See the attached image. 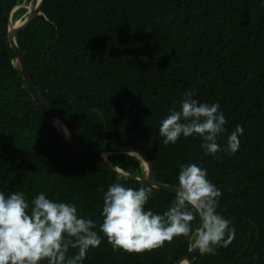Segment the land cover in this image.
I'll return each mask as SVG.
<instances>
[{
	"label": "trees",
	"instance_id": "obj_1",
	"mask_svg": "<svg viewBox=\"0 0 264 264\" xmlns=\"http://www.w3.org/2000/svg\"><path fill=\"white\" fill-rule=\"evenodd\" d=\"M24 2L0 0V190L29 202L44 192L99 224L108 185L118 177L128 187L147 185L115 168L142 176L141 163L127 154L107 163L75 149L35 101L8 37ZM26 14L20 8L13 19ZM16 39L35 84L81 144L136 148L168 185L181 164L207 169L236 235L194 264H264V0H45ZM189 89L220 105L227 133L243 126L235 154L205 156L198 138L163 144L160 121ZM173 199L153 187L146 208L163 213ZM191 247L179 236L130 254L104 239L83 264H177Z\"/></svg>",
	"mask_w": 264,
	"mask_h": 264
},
{
	"label": "clouds",
	"instance_id": "obj_2",
	"mask_svg": "<svg viewBox=\"0 0 264 264\" xmlns=\"http://www.w3.org/2000/svg\"><path fill=\"white\" fill-rule=\"evenodd\" d=\"M194 95L187 90L179 106L170 108L160 121L163 144L198 138L205 156L235 154L243 126L227 133L220 105L200 102ZM225 136L222 146L219 140ZM152 194V186L128 187L118 177L103 191L98 224L82 216L75 203L50 199L44 192L29 202L22 192L0 190V264H83L87 253L104 239L114 252L130 254L162 248L179 236L202 255H215L233 242L236 229L218 211L222 192L202 166L179 165L174 199L163 213L146 208Z\"/></svg>",
	"mask_w": 264,
	"mask_h": 264
},
{
	"label": "water",
	"instance_id": "obj_3",
	"mask_svg": "<svg viewBox=\"0 0 264 264\" xmlns=\"http://www.w3.org/2000/svg\"><path fill=\"white\" fill-rule=\"evenodd\" d=\"M26 1L27 0H25V2L22 5L18 6L13 11L12 17H13V14L17 10H19L20 8H26L27 9V5H26L27 2ZM32 1L35 4L33 10L25 15V19L20 24L12 25L13 18L12 17L10 18L9 36L8 37H9L11 47L17 53L18 65L21 68L24 80L27 83V86H28L30 92L32 93L35 101L39 104V106L44 111V113L51 119V121L54 123V125L59 129L60 132L63 133V135L65 136L67 141L75 149L80 150V151H84V152L89 153L93 156L99 157V158L103 159L104 161H106L107 163H110L108 160L109 156L117 155V154L130 155L141 163L142 170H143L142 176L124 173L119 168H115V170H117L119 173H122L123 175H125L128 178L136 179V180H138L144 184H147L149 186H152L156 189H160V190H163L169 194L175 195L176 185H168V184H164V183L159 182L155 177V173L153 170V165H152L151 160L143 152H141L140 150H138L136 148L129 147V146L94 148V147H89V146L81 144L77 139V136H76V133H75L73 126L68 122V120L66 118H64L62 115H60L58 112H56L51 107V105L47 102V100L45 99V97L43 96V94L41 93V91L39 90V88L37 87V85L34 82V79L31 75V72L29 70V67H28V64L26 61L25 53L22 52L20 46L17 43V39H16V36L19 32H21L22 30L29 27L33 23V21L38 16H40L42 14V7H43L45 0H40V1L32 0ZM57 124L63 125L66 128L67 132L64 133L57 126ZM198 255H199L198 250L191 247L188 254L185 255L182 259H180L177 264H183V263L194 264Z\"/></svg>",
	"mask_w": 264,
	"mask_h": 264
},
{
	"label": "bare ground",
	"instance_id": "obj_4",
	"mask_svg": "<svg viewBox=\"0 0 264 264\" xmlns=\"http://www.w3.org/2000/svg\"><path fill=\"white\" fill-rule=\"evenodd\" d=\"M38 1H40V0H38ZM26 5H27V14H28L29 12H31V11L33 10L35 4H34L33 1H30L29 3H26ZM22 10H23V9H22ZM22 10H21V11H22ZM22 21H23V20H22ZM22 21H21V20H16L15 22L13 21L12 25H18V24H20ZM57 126H58V127L64 132V133L67 132V131H66V128H65L63 125H59V124H57ZM183 264H187V263H183Z\"/></svg>",
	"mask_w": 264,
	"mask_h": 264
},
{
	"label": "rangeland",
	"instance_id": "obj_5",
	"mask_svg": "<svg viewBox=\"0 0 264 264\" xmlns=\"http://www.w3.org/2000/svg\"><path fill=\"white\" fill-rule=\"evenodd\" d=\"M13 16H14V14H13ZM23 19H25V16L23 18L13 19V21L15 22L16 20H23ZM14 63H15V65H18V62L17 61H15Z\"/></svg>",
	"mask_w": 264,
	"mask_h": 264
}]
</instances>
